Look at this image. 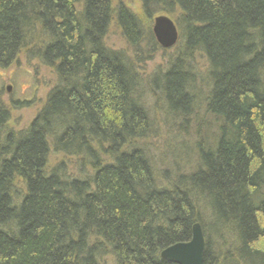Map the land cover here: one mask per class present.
I'll return each mask as SVG.
<instances>
[{"label":"trees","instance_id":"trees-1","mask_svg":"<svg viewBox=\"0 0 264 264\" xmlns=\"http://www.w3.org/2000/svg\"><path fill=\"white\" fill-rule=\"evenodd\" d=\"M140 2L148 23L113 0H0V69L25 52L57 78L23 131L0 100V264H175L162 251L196 223L204 264H264V0ZM161 14L180 38L146 78ZM112 24L133 57L106 45ZM149 101L187 139L197 122L191 171L164 186L137 147ZM51 148L78 177L48 169Z\"/></svg>","mask_w":264,"mask_h":264},{"label":"rangeland","instance_id":"rangeland-1","mask_svg":"<svg viewBox=\"0 0 264 264\" xmlns=\"http://www.w3.org/2000/svg\"><path fill=\"white\" fill-rule=\"evenodd\" d=\"M113 4L114 7L123 4L134 14L142 17L144 22H147L142 14V3L140 0H113ZM162 15L166 14L158 16ZM151 24L153 27V21ZM107 37L106 45L109 48L116 51H125L130 57H133L131 47H128L117 26L112 24ZM166 55L175 56V48L160 50V52L154 56L153 60L146 62L138 68L140 74L148 78L158 67L164 66L166 63ZM197 64L200 71L205 70V66L200 57L197 58ZM56 82L57 78L55 73L39 62H29L25 52L20 54L9 70L0 69V100L7 108H12L11 122L8 125L9 129L23 131V129L29 127L37 114L43 109L48 93L57 85ZM8 89H10V92ZM147 107L154 124L153 136L146 139L144 142L137 143V147L143 149L145 155L151 159L153 168H155L156 171V178L159 183L164 186L166 185V181L162 179L164 176L163 173L174 175V173H180V171L186 174L191 171L192 167H189L188 164L196 159V156H194L195 148L193 144L197 139L196 136H194L196 134L195 129L197 122L195 119L190 120L191 128L187 139V137L183 136L182 132H176L173 129V123L165 121L164 114L162 115L159 112V109L164 107L161 105L158 106L156 103L152 102L148 103ZM166 107L170 108L167 104ZM190 149L191 152L189 154L188 151ZM50 151L51 154L48 158L49 170L54 169L60 163H65L67 165L68 174L71 177L75 178L79 176L77 170L78 161L76 158L65 157L53 151V148H51Z\"/></svg>","mask_w":264,"mask_h":264},{"label":"water","instance_id":"water-1","mask_svg":"<svg viewBox=\"0 0 264 264\" xmlns=\"http://www.w3.org/2000/svg\"><path fill=\"white\" fill-rule=\"evenodd\" d=\"M152 32L163 50L174 49L180 38L176 23L167 15L154 18ZM8 91L10 92V89ZM192 233L190 241L172 245L162 251L160 257L175 264H204L207 244L199 223L194 224Z\"/></svg>","mask_w":264,"mask_h":264}]
</instances>
